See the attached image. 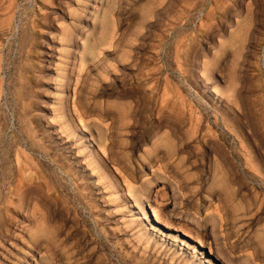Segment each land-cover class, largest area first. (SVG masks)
<instances>
[{"label":"rangeland","instance_id":"obj_1","mask_svg":"<svg viewBox=\"0 0 264 264\" xmlns=\"http://www.w3.org/2000/svg\"><path fill=\"white\" fill-rule=\"evenodd\" d=\"M0 264H264V0H0Z\"/></svg>","mask_w":264,"mask_h":264},{"label":"bare ground","instance_id":"obj_2","mask_svg":"<svg viewBox=\"0 0 264 264\" xmlns=\"http://www.w3.org/2000/svg\"><path fill=\"white\" fill-rule=\"evenodd\" d=\"M103 162V161H102ZM110 176V175H109ZM88 181V180H87ZM108 194V193H107ZM125 196H127V197H130L131 196V194L128 192V193H126L125 194ZM135 206V205H134ZM152 209V208H151ZM152 213H153V217H154V221L155 222H157V223H159V224H163L164 222H162V219L160 218V216L158 215V213L156 212V211H154L153 209H152ZM138 220V219H137ZM167 229H172V230H175L174 228L175 227H171L170 225H168V224H165L164 225ZM154 227V226H153ZM138 228V227H137ZM150 236V235H149ZM146 242H148L149 243V238H147L146 237ZM139 244V243H138ZM199 244H200V247H203L202 246V242H199ZM149 248V247H148ZM156 256V255H155ZM151 257V256H150Z\"/></svg>","mask_w":264,"mask_h":264}]
</instances>
